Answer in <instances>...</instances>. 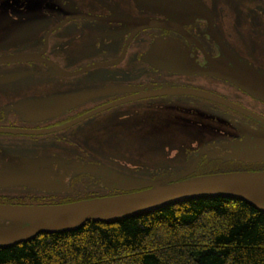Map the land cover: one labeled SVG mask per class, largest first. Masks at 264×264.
<instances>
[{
  "label": "flooded vegetation",
  "instance_id": "1",
  "mask_svg": "<svg viewBox=\"0 0 264 264\" xmlns=\"http://www.w3.org/2000/svg\"><path fill=\"white\" fill-rule=\"evenodd\" d=\"M1 2L7 3L6 14L13 20L11 24L29 37L24 41L11 36L7 44L0 46V57L24 55L33 57V60L0 65V88L3 89V92L0 91V174L4 178L0 182V204H64L124 193L107 187L108 183H104L99 176L76 172L79 163L104 164L122 174L146 178L138 170L114 166L105 160L120 153L118 142L126 134V131L118 129L119 111L127 109L128 114L140 106L157 108L183 105L191 109L200 105L206 114L208 111L212 113L215 128L220 132L217 136H223L187 150L184 163L179 168L152 173L151 178L167 174L173 177L176 172L186 171L194 164L193 176L222 169L226 172L264 171V163L224 160L222 156L228 150L217 145L242 139V134L231 124L232 120L261 131H264L263 123L203 98L188 95L157 96L153 92L168 86L202 90L224 97L264 119L263 103L224 81L190 74L189 68L195 64L204 67L208 57H226L220 53L214 35L216 31L229 49L239 57H246L231 46L220 28L215 4L224 8L220 0ZM198 3L201 7H198ZM209 12L214 16L216 31L204 18ZM7 32V26L1 25L0 34L7 35ZM75 57L87 58L79 60ZM171 57L186 59L185 72L167 68L160 63H166V59ZM59 70L75 75L63 76ZM202 77L230 86L231 97L209 87L205 89L198 86L197 78ZM120 87L143 90L124 93L118 91ZM91 90L104 91L88 101L71 102L61 108L33 111L21 105L31 99L54 98ZM134 97L140 98L116 104ZM110 112L117 114L113 122L95 120ZM35 113L38 116H33ZM88 115L91 116L85 118ZM206 146L207 154L204 151L199 157L198 151ZM25 161L46 163L40 170L47 171L51 181L57 185L55 187L64 191H38L11 184L10 176H5L7 170L20 169ZM81 193L85 196H81Z\"/></svg>",
  "mask_w": 264,
  "mask_h": 264
},
{
  "label": "water",
  "instance_id": "2",
  "mask_svg": "<svg viewBox=\"0 0 264 264\" xmlns=\"http://www.w3.org/2000/svg\"><path fill=\"white\" fill-rule=\"evenodd\" d=\"M198 7H201L199 3ZM204 18L210 23L211 28L215 29L212 13L209 12L208 16L204 15ZM214 35L220 53L226 55V57L214 59L208 57L207 64L204 67L195 64L189 68L191 69L190 74L223 80L253 99L264 103V68L251 64L248 60L239 57L230 50L221 40L217 31ZM29 59H32V57H0V64L30 61ZM160 63L168 68L172 67L174 70L178 69L185 72L184 65L187 64V61L183 57L177 59L171 57L166 59V63ZM62 73L63 76H71V74ZM142 90L141 88L118 89L119 92L124 93H134ZM102 92V90L84 91L54 98L28 100L22 102L21 105H25L33 111H40L44 108H61L71 104V102L86 101ZM153 92L157 96L193 95L202 97L236 110L264 124V119L258 115L212 93L172 87H165ZM138 98L140 97L119 101L116 104L120 105ZM102 110L104 109L100 111ZM33 116H38V113ZM89 116L91 115L85 118ZM231 124L242 134V139L217 144L228 150L222 158L244 163H264V131L254 130L250 126L236 123L234 120L231 121ZM206 149L207 146L199 150L198 156L200 157ZM45 164L41 161H25L20 169L9 168L5 176H10V182L13 185H24L31 189L46 192L64 191L55 187L57 185L51 181L47 171L42 172L40 170L41 167L46 166ZM77 165L76 172L99 176L104 183H108V187L127 193L62 205H0V249L29 242L41 234L74 232L81 229L89 221L106 224L117 223L192 200L227 198L245 202L264 214V171L223 173L182 180L194 172L196 166L194 164L192 167L189 166L187 171L178 172L174 177L162 176L152 180L132 178L118 173L106 165L81 163ZM3 180L4 178L0 174V182Z\"/></svg>",
  "mask_w": 264,
  "mask_h": 264
},
{
  "label": "trees",
  "instance_id": "3",
  "mask_svg": "<svg viewBox=\"0 0 264 264\" xmlns=\"http://www.w3.org/2000/svg\"><path fill=\"white\" fill-rule=\"evenodd\" d=\"M0 264H264V214L200 199L0 249Z\"/></svg>",
  "mask_w": 264,
  "mask_h": 264
},
{
  "label": "rangeland",
  "instance_id": "4",
  "mask_svg": "<svg viewBox=\"0 0 264 264\" xmlns=\"http://www.w3.org/2000/svg\"><path fill=\"white\" fill-rule=\"evenodd\" d=\"M215 4L220 28L231 46L253 63L264 67V0H220V5L224 8ZM6 13L7 3L1 2L0 26H7L8 32L7 35L0 34V46L7 44L12 37L26 41L29 35L20 33L16 26L11 24L13 20ZM75 58L85 60L87 57ZM197 79L198 86L205 89L209 87L230 96L231 88L225 83L221 84L220 81L204 77ZM0 91L3 92V89L0 88ZM138 108L130 110L128 114L127 109L119 111L118 129L126 131V134L121 142H118L117 148L120 153L105 160L114 166L138 170L146 178L155 172L179 168L184 163L187 150H193L207 141L223 137L217 136L220 132L215 128L212 113L208 111L206 114L200 105L191 109L183 105ZM116 115L110 112L95 120L113 122ZM94 144L95 141L93 146ZM223 172L226 170L213 171L209 174ZM102 192L104 191H100ZM81 196L85 194L81 193Z\"/></svg>",
  "mask_w": 264,
  "mask_h": 264
}]
</instances>
